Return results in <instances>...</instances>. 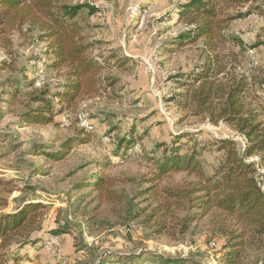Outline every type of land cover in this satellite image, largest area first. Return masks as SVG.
Returning <instances> with one entry per match:
<instances>
[{
  "label": "rangeland",
  "instance_id": "374dc122",
  "mask_svg": "<svg viewBox=\"0 0 264 264\" xmlns=\"http://www.w3.org/2000/svg\"><path fill=\"white\" fill-rule=\"evenodd\" d=\"M186 1L69 0L97 7L91 18L83 11L85 35L102 53H116L128 62L107 74L114 85L102 90L97 100L59 111L50 98L55 105L50 124L26 121L31 110L43 105L33 99L53 91L59 82L44 60H34L44 49L38 31L23 26L0 36V217L27 201L45 205L40 210L42 228L31 238L36 244L11 250L20 252L18 264H163L162 258L217 264L227 250L222 219L214 213L199 218L181 241L157 233L158 220L150 217L154 204L142 194L146 178L163 157L157 145L171 133L188 135L179 142L180 153L189 148L190 139L200 144L233 139L240 150L247 144L228 125L204 121L191 107L178 104L184 90L174 87L175 77L190 76L204 63L201 40L171 45L187 29L176 12ZM227 33L249 46L264 43V17L252 14L231 21ZM245 56L248 75L264 80V44ZM83 115L91 127L83 126ZM130 133L132 150L118 151L117 139H130ZM201 159L211 173L221 156L206 150ZM98 177L112 181L109 198H97L92 182ZM185 179L176 174L165 185ZM54 237L59 246L46 249ZM260 255L250 253L246 264Z\"/></svg>",
  "mask_w": 264,
  "mask_h": 264
},
{
  "label": "trees",
  "instance_id": "16d2710c",
  "mask_svg": "<svg viewBox=\"0 0 264 264\" xmlns=\"http://www.w3.org/2000/svg\"><path fill=\"white\" fill-rule=\"evenodd\" d=\"M85 9L89 16L97 12L95 5L71 4L69 0H0V36L23 26L37 30L44 49L34 60H44L45 67L59 78L53 91L33 99L43 105L27 115L30 124L52 122L55 105L50 98L63 111L98 97L114 85L105 75L106 69H123L128 62L116 53H102L97 43L89 41L82 24ZM176 12L187 29L171 45H192L201 40L204 49L203 65L190 76L177 75L174 79V87L184 90L178 104L183 109L191 107L192 114L204 121L228 125L247 144L240 150L233 139L209 144L190 139L186 142L189 148L180 153L179 142L188 135L171 133L168 141L157 145L163 149V157L146 178L148 186L142 191L154 204L150 217L158 220L157 233L181 241L199 218L214 213L222 219L221 231L228 237L227 250L217 264H246L252 252L261 257L247 264H264V80L251 78L244 66L245 55L264 43L249 46L227 33L231 21L252 14L264 17V0H188L178 4ZM144 136L138 135V139ZM129 138L117 139L118 151L132 150L131 133ZM206 150L221 156L211 173L201 159ZM53 159L60 157L54 155ZM176 174H184L187 180L165 185ZM92 184L97 198L113 194L111 180L98 177ZM43 208L41 203L27 201L16 212L0 217V264H18L20 252L11 250L36 244L31 238L42 228ZM185 261L162 258L163 264Z\"/></svg>",
  "mask_w": 264,
  "mask_h": 264
},
{
  "label": "bare ground",
  "instance_id": "6f19581e",
  "mask_svg": "<svg viewBox=\"0 0 264 264\" xmlns=\"http://www.w3.org/2000/svg\"><path fill=\"white\" fill-rule=\"evenodd\" d=\"M251 53V52H250ZM252 54V53H251ZM80 118V120L83 122V123H85L84 122V115L83 116H80L79 117ZM83 126H84V124H83ZM86 128V127H85ZM44 242V241H43ZM59 246V243H58V239L56 238V237H54V238H51V239H48V241L45 243V245H44V247L46 248V249H55V248H57Z\"/></svg>",
  "mask_w": 264,
  "mask_h": 264
},
{
  "label": "crops",
  "instance_id": "0c3cea01",
  "mask_svg": "<svg viewBox=\"0 0 264 264\" xmlns=\"http://www.w3.org/2000/svg\"><path fill=\"white\" fill-rule=\"evenodd\" d=\"M91 17H94L93 15H91L90 16V18ZM117 55V54H116ZM118 56V55H117ZM119 58H121L120 56H118ZM106 63V62H105ZM113 69H117V68H113ZM113 69H111V70H113ZM111 70H109V69H106V71L104 72L105 73V75H107L108 73H110L111 72ZM112 87H107L106 89L107 90H110ZM103 95H104V93H103ZM100 97H102V96H100ZM100 97H97V98H95L96 100L98 99V98H100Z\"/></svg>",
  "mask_w": 264,
  "mask_h": 264
},
{
  "label": "built area",
  "instance_id": "2783aa9c",
  "mask_svg": "<svg viewBox=\"0 0 264 264\" xmlns=\"http://www.w3.org/2000/svg\"><path fill=\"white\" fill-rule=\"evenodd\" d=\"M82 124H84V127H91L90 123H82Z\"/></svg>",
  "mask_w": 264,
  "mask_h": 264
}]
</instances>
